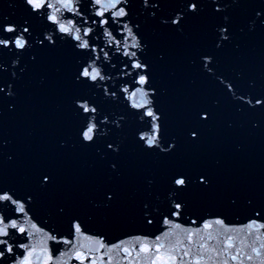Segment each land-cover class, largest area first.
<instances>
[{
    "label": "water",
    "instance_id": "obj_1",
    "mask_svg": "<svg viewBox=\"0 0 264 264\" xmlns=\"http://www.w3.org/2000/svg\"><path fill=\"white\" fill-rule=\"evenodd\" d=\"M47 2L0 0V194L24 206L0 201V216L25 228L0 236L12 247L0 245V264H264V0H122L119 18L96 15L110 0ZM53 13L82 36L90 28L89 47ZM23 28L21 49L10 38ZM93 61L104 79L76 81ZM137 89L158 120L134 107ZM154 124L149 147L140 137ZM229 236L239 254L223 251Z\"/></svg>",
    "mask_w": 264,
    "mask_h": 264
},
{
    "label": "snow or ice",
    "instance_id": "obj_2",
    "mask_svg": "<svg viewBox=\"0 0 264 264\" xmlns=\"http://www.w3.org/2000/svg\"><path fill=\"white\" fill-rule=\"evenodd\" d=\"M26 4L31 5L32 8L34 10H39L44 8L45 6H47L48 8H52L53 5L51 3H48L47 0H25ZM122 0H110V2L107 5H103L97 12L96 15L99 17H104L105 16V12L109 9H115V11L112 12V15L114 17H124L127 15L125 9L123 7H117L119 4H121ZM94 3L96 5H102V0H94ZM73 4V0H63V7L64 8H68L69 10L71 9V5ZM188 7L195 11L198 7V5L196 3H191L190 5H188ZM57 11H59V9H57ZM49 19L53 22L56 23L58 25L59 31L62 33H67V34H71L73 36V39H75L76 41H79V43L77 44V47L79 48H83V49H87L89 47V42L87 39H85V37L88 36L89 32L91 31V29H85L83 36L80 34L81 33V29L79 27H76L74 22L69 20L67 23L62 22L61 20L58 19L57 15L55 13H53L52 15L49 16ZM175 22V21H174ZM93 23H95V21H93ZM101 24H107L108 20L105 19H101L100 21ZM124 28L127 29V36L132 38V47H139V44L136 42V38L132 32V29L129 28L127 26V24L124 25ZM5 32H9V33H15L16 29L13 27H6L4 28ZM28 32V28H23L20 35L15 37V38H10L11 42L17 47V48H25L27 41L24 38V33ZM105 33L107 36L112 37V33L109 32L107 29H105ZM49 40L51 39L50 37L48 38ZM114 39V38H113ZM41 43H43V41H41ZM117 43H119V41H117ZM9 44V39H0V45H3L5 48H7ZM119 50V49H118ZM105 56H107V53H104ZM124 55L131 57H135L136 53L134 51H125ZM95 62L93 61L91 64H89L87 67H84L82 69V71H79L78 74L75 76V80L81 83H84L86 81L81 80V77L84 78H88L92 81H96L98 78L103 80L104 77L101 75V72L98 68H96L94 66ZM133 68L136 69H141L142 71L146 69L147 65L140 63L138 60L134 61L132 64ZM91 69V70H90ZM139 79H138V84L140 85H144L147 83V75L145 74H139ZM125 92L128 91L127 88L124 89ZM137 93H139L140 97H141V103H137L134 104V107L137 108H146V115L148 117H151L153 121H156L159 119V117L152 111L151 107H148L151 103V101L149 99H147V93L144 92L142 89H137L131 93H129L130 97H135L137 95ZM112 95H115V93H112ZM258 104H264V101L261 100H257L256 101ZM80 107L83 109V111L85 112H95L96 108L92 107L89 108L87 103H83L80 105ZM202 119H206L207 118V113H205L203 115V117H201ZM94 119V118H93ZM97 129H96V124L94 122H90L88 124V126L86 127V130L82 131V136L83 139L86 141H92L94 139V135L96 133ZM158 132H159V124H154L153 125V131L152 133L149 135L147 133L141 135L140 139L142 141H144L149 147H151L152 145H155L158 143ZM193 137H195L197 135V133L195 131L192 132L191 134ZM109 148H112V145L109 144L108 145ZM45 181H47L48 177L45 176L43 178ZM200 182L201 183H206L205 178L202 176L200 177ZM175 183L177 185H185V179L180 178V179H176ZM2 191V190H0ZM0 201H10L12 204H16L18 205V211L23 213L24 212V206L23 204H19L18 201L16 199H13L12 195H8L6 193L4 194H0ZM180 205L177 204L176 208H179ZM179 213H177L178 215ZM166 223H168V221H165ZM216 223L221 224L223 223L220 220H217ZM0 236H8L9 232L8 229L9 228H13V229H17L20 233H24L25 232V228L23 226H20L18 224V222L16 220H11L10 222H5V217L4 216H0ZM76 231L79 232L80 231V227L77 224L76 226ZM211 227V225L206 224L205 228ZM249 229H252L254 227V224H250L247 226ZM260 227L264 228V225H260ZM209 239H213V237L211 235H209L208 237ZM49 239L51 240H56L55 236H50ZM159 239V238H157ZM203 239V237L201 238ZM189 240H191V234L189 235ZM65 243H67V241H65ZM177 243H179V241H177ZM225 244L227 245L226 248L223 249V251H227L228 249L231 248H236V252L239 254L241 252V249L239 247L235 246V243L233 241V237L229 236L227 238V240L225 241ZM0 245H8L7 240H2L0 239ZM27 247V246H25ZM101 247H103V245H101ZM205 246L202 244L201 248H204ZM261 247H264V244L261 245ZM207 250V249H205ZM6 251L11 252L12 251V247L11 246H7L6 247ZM211 251H215V249H211ZM252 251L255 252L257 255H259V251L253 247ZM4 252L0 251V256H3ZM184 255H188V252H185ZM79 259H81V264H83L84 258L83 257H78ZM211 258V257H209ZM249 260L252 259V256H248L247 257ZM49 259H51V257H49ZM233 260L237 259V256L233 255L232 256ZM21 264H29V262L27 260L25 261H21ZM92 264H95V261H92Z\"/></svg>",
    "mask_w": 264,
    "mask_h": 264
}]
</instances>
